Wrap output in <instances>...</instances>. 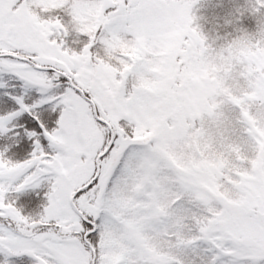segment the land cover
<instances>
[{"label":"snow or ice","instance_id":"snow-or-ice-1","mask_svg":"<svg viewBox=\"0 0 264 264\" xmlns=\"http://www.w3.org/2000/svg\"><path fill=\"white\" fill-rule=\"evenodd\" d=\"M198 2L0 0V264H264V167L218 197L140 87Z\"/></svg>","mask_w":264,"mask_h":264},{"label":"rangeland","instance_id":"rangeland-1","mask_svg":"<svg viewBox=\"0 0 264 264\" xmlns=\"http://www.w3.org/2000/svg\"><path fill=\"white\" fill-rule=\"evenodd\" d=\"M193 24L196 42L204 48L198 74L190 84L196 88L203 79L208 93L199 88L188 101L190 110L177 112L182 123L165 148L177 166L186 172L194 169L218 197L230 200L235 195L232 186L240 183L236 177L252 179V173L264 167V37L217 47L208 43L196 21ZM107 52L110 59L134 57V50L129 51L121 40L110 42ZM151 56L147 60L149 76L141 78L140 87L153 94L162 82L169 81L164 66L171 53L165 45Z\"/></svg>","mask_w":264,"mask_h":264},{"label":"trees","instance_id":"trees-1","mask_svg":"<svg viewBox=\"0 0 264 264\" xmlns=\"http://www.w3.org/2000/svg\"><path fill=\"white\" fill-rule=\"evenodd\" d=\"M259 5V7H257ZM264 4L260 0H199L193 11L190 27L185 34L188 39H183L179 32L168 34L169 43L166 44L170 50L171 59L166 63L164 76L169 75V81L159 86V90L151 94L156 98L150 102L149 107L160 111L165 118L174 116L177 126L181 125L182 118L177 112L190 110L188 101L192 94L198 92L208 93L206 82L199 80V86L192 88L194 76H197L198 62L201 61L203 48L202 43H197L193 31V21L201 28L203 35L210 45L222 47L236 40L257 39L264 37ZM243 19L244 23H241ZM181 44L183 45L181 47ZM182 54L185 60L176 61L175 54ZM107 60H115L108 52L105 53ZM199 60V61H198ZM201 63V62H200ZM122 74V73H121ZM116 87L122 85V81H115ZM165 84V85H164ZM145 91L149 92L147 89ZM115 93L112 92V95ZM152 133H146L145 138ZM170 138H173L171 136ZM34 208L26 211H34Z\"/></svg>","mask_w":264,"mask_h":264},{"label":"water","instance_id":"water-1","mask_svg":"<svg viewBox=\"0 0 264 264\" xmlns=\"http://www.w3.org/2000/svg\"><path fill=\"white\" fill-rule=\"evenodd\" d=\"M177 166V165H176ZM177 168L180 170V171H184L186 172L185 170H183L182 168H180L179 166H177Z\"/></svg>","mask_w":264,"mask_h":264}]
</instances>
